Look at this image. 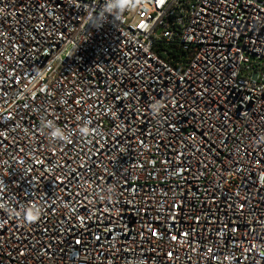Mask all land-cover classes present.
<instances>
[{
	"label": "built area",
	"instance_id": "built-area-1",
	"mask_svg": "<svg viewBox=\"0 0 264 264\" xmlns=\"http://www.w3.org/2000/svg\"><path fill=\"white\" fill-rule=\"evenodd\" d=\"M0 264H264V0H0Z\"/></svg>",
	"mask_w": 264,
	"mask_h": 264
},
{
	"label": "clouds",
	"instance_id": "clouds-1",
	"mask_svg": "<svg viewBox=\"0 0 264 264\" xmlns=\"http://www.w3.org/2000/svg\"><path fill=\"white\" fill-rule=\"evenodd\" d=\"M90 19H92L90 17ZM164 107V104L162 101H156L152 104L151 110L154 115H159L161 112V109ZM45 127L49 128L50 135L55 138H60L62 136V130L56 127L55 125L52 124V122H48ZM82 134H87L88 128L87 127H82L80 129ZM67 138V137H65ZM115 195V188L114 187H109L105 190V198L106 199H111ZM21 213L23 214V217L27 221H33L38 218L40 214V209L38 207H31V208H23L21 210ZM18 215L20 213H17Z\"/></svg>",
	"mask_w": 264,
	"mask_h": 264
},
{
	"label": "snow or ice",
	"instance_id": "snow-or-ice-1",
	"mask_svg": "<svg viewBox=\"0 0 264 264\" xmlns=\"http://www.w3.org/2000/svg\"><path fill=\"white\" fill-rule=\"evenodd\" d=\"M161 2H163V0H161Z\"/></svg>",
	"mask_w": 264,
	"mask_h": 264
}]
</instances>
